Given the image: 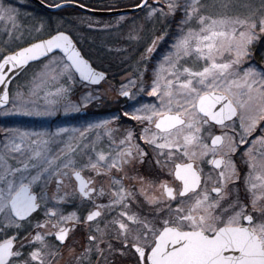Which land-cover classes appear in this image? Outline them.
Masks as SVG:
<instances>
[{"label": "snow or ice", "instance_id": "snow-or-ice-1", "mask_svg": "<svg viewBox=\"0 0 264 264\" xmlns=\"http://www.w3.org/2000/svg\"><path fill=\"white\" fill-rule=\"evenodd\" d=\"M134 8L116 87L71 28L36 38L0 0V116L64 118L0 127V264H264V0ZM104 103L121 114L91 118Z\"/></svg>", "mask_w": 264, "mask_h": 264}, {"label": "flooded vegetation", "instance_id": "flooded-vegetation-1", "mask_svg": "<svg viewBox=\"0 0 264 264\" xmlns=\"http://www.w3.org/2000/svg\"><path fill=\"white\" fill-rule=\"evenodd\" d=\"M42 1V0H41ZM5 2H10L13 5H19V4H31L34 5L37 8L36 4H34L31 0H5ZM44 3H51L52 0H43ZM56 2L60 3L62 0H56ZM75 3L78 4H84L89 8L96 9L94 6H102L104 4H120L119 6H116L111 9H119V8H126V7H133L135 3H138L139 0H74ZM124 3V4H122ZM72 10V12H78L83 13L84 17H93L96 15L87 14L84 12H81L75 8L68 7ZM103 10V9H98ZM130 14H134L136 18L143 17L144 14L141 13L140 10H137L135 12L130 13H119L109 16H99V22L101 21L100 25H94L91 29L88 27L87 23L85 24V27L88 29L83 31L82 33H73V36L76 39L78 47H80L83 52L85 53L86 57H90L92 62L94 63V66L100 68V69H107L109 76H108V83L114 84L116 87L119 86V83L121 81V78L125 75L124 69L127 66V63H131V60H126L127 57L130 55L132 56V59H135L138 56V53L132 54L131 49L133 47V44L126 38L128 33L129 25L131 24V19H129L126 23H124L122 26H116L114 24L113 29H107L105 30L102 25L104 22H107L108 20L110 22L115 20H110L112 17H119L121 15L129 17ZM175 22H169L168 24H164L163 26L157 25L158 28L161 30L168 29L169 31H173L172 27L176 24ZM151 27V25H149ZM98 28V30H97ZM84 30V29H83ZM44 36H39L36 38H44ZM28 39V41H30ZM151 73L149 72V75ZM22 79V78H21ZM14 83L12 84V86ZM11 86V87H12ZM104 87H107V83L103 85ZM77 94H79L81 91H84L81 87H77L76 89ZM114 95V94H113ZM145 99H150L145 97ZM123 103V101H121ZM120 105L118 104H108L104 103L100 106H97L95 104L91 105L89 108L90 113H95L96 115L91 118H106L112 114H121L120 113ZM4 120H7L8 122L11 121H19L21 127L24 128H38L42 124L44 126H47L50 123L55 124H62L64 123V118L61 117L60 119L51 118L47 121H39V120H33L25 117H5ZM68 123L70 124H76L79 123L78 121H72L69 120ZM115 127H119L121 129H127L130 127L135 126V122L129 120L128 118L122 117L121 120L117 125H114ZM68 211L72 210L71 206H68Z\"/></svg>", "mask_w": 264, "mask_h": 264}, {"label": "rangeland", "instance_id": "rangeland-1", "mask_svg": "<svg viewBox=\"0 0 264 264\" xmlns=\"http://www.w3.org/2000/svg\"><path fill=\"white\" fill-rule=\"evenodd\" d=\"M122 4H124V3H122ZM19 5L21 6L22 13H24L25 15H27L28 13H31V15L33 17V19H25L23 21L26 25L33 27V33H32L33 36H37V37L44 36L47 34V32L50 29H54L57 26H61L63 29L71 28L72 34L73 33H82L83 31L88 29L87 27H85L86 23H82V24L79 23V18H84L83 13H78L75 11L73 13L72 10L69 8H62L58 11L51 12V11H46V10L41 9V8H37L31 4H19ZM119 5L120 4H104L102 6H94V7L96 9L107 10V9L114 8V7L119 6ZM141 13L144 14L142 11H141ZM133 15L134 14H130L129 17H135ZM98 17L99 16H93V17H91V19L95 22V21L99 20ZM180 18L181 17L179 15L176 17L177 22L174 25V27H172L173 31L176 29L177 23H178ZM115 19H116L115 17L110 18V20H115ZM41 21H43V23H44V29H43L42 34H37V33H35L34 28H39ZM107 22H110V21L108 20ZM110 23L114 27L115 22L112 21ZM100 24H95V25H100ZM113 27H112V29H113ZM91 29H93V28H91ZM97 30H98V28H97ZM30 38L31 37H29L28 34L25 33V39L28 40ZM262 54H264V51ZM262 54H261V56H262ZM253 63H256L259 65V64H264V61H262L260 59V62L257 63L255 60H253ZM22 79H23V77H22ZM12 89H13V91L15 90V83L12 86ZM4 118L5 117L0 116V127H15V126L21 127L19 121L8 122L7 120H4Z\"/></svg>", "mask_w": 264, "mask_h": 264}, {"label": "water", "instance_id": "water-1", "mask_svg": "<svg viewBox=\"0 0 264 264\" xmlns=\"http://www.w3.org/2000/svg\"><path fill=\"white\" fill-rule=\"evenodd\" d=\"M31 1L34 4H36L37 6H39L40 8H42L46 11H51V12L58 11L62 8H68V7L75 8L81 12L91 14V15H96V16H109V15H114V14H119V13H130V12L137 11V9H135L134 6L133 7H126V8H119V9H111V10H98V9H92V8H89L86 6L85 8L82 9V8L78 7L79 4L75 3V2L72 4H66L60 9H55V8L47 7V3H44L41 0H31ZM44 38H47V36Z\"/></svg>", "mask_w": 264, "mask_h": 264}, {"label": "trees", "instance_id": "trees-1", "mask_svg": "<svg viewBox=\"0 0 264 264\" xmlns=\"http://www.w3.org/2000/svg\"><path fill=\"white\" fill-rule=\"evenodd\" d=\"M264 51V46L262 45H257L256 50H255V56H254V60L259 63L260 59H261V54Z\"/></svg>", "mask_w": 264, "mask_h": 264}]
</instances>
